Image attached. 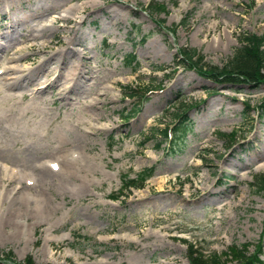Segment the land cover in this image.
<instances>
[{
	"label": "rangeland",
	"instance_id": "374dc122",
	"mask_svg": "<svg viewBox=\"0 0 264 264\" xmlns=\"http://www.w3.org/2000/svg\"><path fill=\"white\" fill-rule=\"evenodd\" d=\"M36 1L0 0V65L16 68L0 82V164L33 177L23 160L36 153L33 165L62 159L66 172L32 188L0 178V264H191L190 244L205 259L262 248L264 264V191L252 186L264 173V84L210 80L181 59L195 48L202 66L222 67L242 34L264 35V0H158V12L152 0H39L40 11ZM40 20L49 30L35 32ZM72 65L81 76L60 93ZM130 87L143 95L126 97ZM181 103L196 104L168 151L154 128Z\"/></svg>",
	"mask_w": 264,
	"mask_h": 264
},
{
	"label": "trees",
	"instance_id": "16d2710c",
	"mask_svg": "<svg viewBox=\"0 0 264 264\" xmlns=\"http://www.w3.org/2000/svg\"><path fill=\"white\" fill-rule=\"evenodd\" d=\"M158 0H152L149 5L150 8L155 9L156 12L161 9V3L156 2ZM153 4V5H152ZM172 31V30H170ZM239 46L236 48L233 55L228 59V61L221 66L218 65H205L202 66L200 63L203 62V55L195 48L184 49L182 54V63L193 68L199 74L207 77L210 80H216L217 82H227L231 84H250L251 86H260L264 84V35H257L250 32L242 34L239 38ZM150 88H143L148 90ZM126 97L132 99H138L143 95L139 90L134 88H126L124 92ZM196 103L187 105L181 103L175 112L174 123L171 125H166L164 128L157 130L155 135H158L162 140L158 143L161 146L162 143H167L170 139L171 132L173 135L179 134L178 138L185 136L188 132L189 117L188 110L192 108ZM142 106V104H141ZM261 113H264V103L261 106ZM245 112L244 115H246ZM174 148V147H173ZM153 174L152 170L145 171L140 175L141 182L146 181ZM252 186L259 191H264V173H258L254 177ZM125 187L131 188H142L141 185H137L132 180L128 181ZM114 198H118L114 196ZM262 248H257L254 252H251L248 245H232L229 247L227 252L223 255H217L216 253L208 256V258H203V253H201L200 248H193L190 244L189 258L191 264H263L261 256L263 254ZM8 259H13L10 255ZM19 264H33L31 261H25Z\"/></svg>",
	"mask_w": 264,
	"mask_h": 264
},
{
	"label": "bare ground",
	"instance_id": "6f19581e",
	"mask_svg": "<svg viewBox=\"0 0 264 264\" xmlns=\"http://www.w3.org/2000/svg\"><path fill=\"white\" fill-rule=\"evenodd\" d=\"M65 1V0H64ZM64 1H60V2H58L57 3V6L58 5H60L62 2H64ZM69 1V0H68ZM51 2V1H50ZM80 2V1H79ZM97 3V2H96ZM79 6V5H78ZM47 7H49V6H46V7H44L42 4H41V1H36L35 3H34V8H35V10H38V11H40L41 9H44V10H48V8ZM60 7H61V5H60ZM63 7V6H62ZM33 9V8H32ZM56 9V8H55ZM60 9V8H59ZM66 9V8H65ZM34 11V10H33ZM50 11V10H49ZM54 12V11H53ZM61 12V11H60ZM69 12V11H68ZM80 12V11H79ZM89 13V12H88ZM35 15V14H34ZM62 16H63V14H62ZM78 17V16H77ZM59 18V17H58ZM67 18V16L64 18V19H66ZM62 19V18H61ZM40 22V24H43L42 26H43V29H42V32L44 31L45 32V30H49V27L47 26V25H45L44 23H42L43 22V20H40L39 21ZM36 24V23H35ZM40 24H36V26H35V28H37ZM29 25V24H28ZM47 26V27H46ZM57 26V25H56ZM64 26V25H63ZM34 27V26H33ZM59 27V26H58ZM32 28V27H31ZM57 28V27H56ZM12 30V29H11ZM31 30H34V28L33 29H31ZM30 31V30H29ZM1 32V31H0ZM11 32V31H10ZM33 32V31H32ZM35 32H36V30H35ZM35 34V33H34ZM38 34V33H37ZM42 35V34H41ZM35 36V35H34ZM36 37V36H35ZM37 37H39V35L37 36ZM3 39V38H2ZM35 39V38H34ZM36 40V39H35ZM34 41V40H33ZM80 42V41H79ZM28 43V42H27ZM61 44V43H60ZM32 47H34V45L32 46ZM50 47V46H49ZM43 48V47H42ZM1 49V48H0ZM52 49V48H51ZM40 52V51H39ZM72 54V53H71ZM70 54V55H71ZM44 56V55H43ZM80 56V55H79ZM63 57V56H62ZM68 58V57H67ZM80 60V59H79ZM71 62H73V61H71ZM48 63H50V62H48ZM60 63V62H59ZM80 63V62H79ZM42 65V64H41ZM46 66H48V65H46ZM44 68V67H43ZM16 68H12V67H8L7 68V72H12V71H14ZM18 70H20V69H18ZM39 70H41V69H39ZM57 70V69H56ZM17 71V70H16ZM15 71V72H16ZM23 71V70H22ZM20 73H21V70H20ZM86 74V73H85ZM12 75V74H11ZM22 75V74H21ZM15 76V77H13V82H11V83H7V88H8V91L10 92V90L12 91V90H15V89H17V88H19V87H21V86H23L22 85V76ZM64 75H66L65 77H68V78H66L65 80V83H67V84H70L67 88H65V85H62L61 86V88H59L60 89V93H63V92H68L69 90H72V88H73V85H74V82H75V80H76V77H77V75H80V72H77V70L75 69V68H73V65H72V67H70L69 68V71L66 73V74H64ZM81 76V75H80ZM26 77V76H25ZM62 77H63V74H62ZM1 78V77H0ZM83 78V77H82ZM2 79V78H1ZM1 79H0V82H1ZM4 79V78H3ZM82 80V79H81ZM26 82V81H25ZM30 83V82H29ZM37 83V82H36ZM83 83V82H82ZM109 83V82H108ZM2 84V83H1ZM34 84V83H33ZM43 84H46V83H43ZM27 85V84H26ZM25 85V86H26ZM48 85L49 84H46V86L48 87ZM116 85V84H115ZM1 86V85H0ZM31 86V85H30ZM40 86V85H39ZM27 87V86H26ZM34 87V86H33ZM45 87V86H44ZM83 87V86H82ZM108 87V86H107ZM2 88V87H1ZM6 88V87H5ZM86 88V87H85ZM85 88L83 89L82 88V90H84L85 91ZM4 89V88H3ZM88 89V88H87ZM95 89V88H94ZM1 90V89H0ZM5 90V89H4ZM40 90V89H39ZM81 90V91H82ZM89 90V89H88ZM87 90V91H88ZM96 90V89H95ZM2 91V90H1ZM0 91V92H1ZM41 91V90H40ZM99 91V90H98ZM101 91H103V90H101ZM108 91V90H107ZM5 92H6V90H5ZM8 92V93H9ZM14 92V91H13ZM46 92V90L45 91H41V92H37L39 95H41L42 96V94H44ZM89 92H91L90 90H89ZM104 92V91H103ZM7 93V94H8ZM12 94V93H11ZM36 94V93H35ZM58 94V93H57ZM92 94V93H91ZM99 94V93H98ZM103 94V93H102ZM32 95V94H31ZM85 95H86V93H85ZM1 96V95H0ZM8 96V95H7ZM6 96V98H8L9 99V97H7ZM12 96V95H11ZM98 96V95H97ZM39 98H40V96H39ZM63 98V97H62ZM7 99V100H8ZM11 99H14L13 97L11 98ZM10 99V100H11ZM21 99V98H20ZM26 99V98H25ZM97 99H98V97H97ZM96 99V96L93 98V99H91L92 101H91V103H90V106L97 100ZM109 99V98H108ZM5 100V99H4ZM33 100V99H32ZM31 100V101H32ZM79 100V99H78ZM13 101V100H12ZM71 101V100H70ZM3 102V101H2ZM39 102V101H38ZM41 102V101H40ZM39 102V103H40ZM97 102H100L99 100L97 101ZM103 102V101H102ZM17 103V102H16ZM33 103V102H32ZM13 105V104H12ZM11 105V106H12ZM37 105V104H36ZM39 105V104H38ZM78 105H79V103H78ZM83 105V104H82ZM86 105V104H85ZM1 106H2V104H1ZM5 106V105H4ZM72 106V105H71ZM98 107V106H97ZM11 108H14V107H10V109ZM37 108V107H36ZM74 108V107H73ZM88 108H90L89 106H88ZM1 109V108H0ZM97 109V108H96ZM87 110H90V109H87ZM1 111V110H0ZM41 112V111H40ZM39 112V113H40ZM95 112H97V111H95ZM2 113V112H1ZM13 113V112H12ZM24 113V115H26V113H27V111H25V112H23ZM43 113V112H42ZM3 115H4V113H2ZM9 114H10V112H9ZM29 114V113H28ZM44 114V113H43ZM1 115V114H0ZM45 115V114H44ZM94 115V114H93ZM27 116V115H26ZM46 116V115H45ZM50 116V115H49ZM1 117V116H0ZM8 117V115L6 116V118ZM96 117V116H95ZM9 118V117H8ZM25 118V117H24ZM92 118V117H91ZM2 119H3V117H2ZM12 119V118H11ZM93 119H97V117L96 118H94L93 117ZM6 120V119H5ZM10 120V119H9ZM98 120V119H97ZM2 121V120H1ZM8 121V120H7ZM92 121V120H91ZM2 122H5V121H2ZM78 122V121H77ZM76 122V123H77ZM87 122V121H86ZM12 123V122H11ZM10 123V125H12ZM15 123V122H14ZM82 123V122H81ZM1 124V123H0ZM72 124V123H71ZM14 125H16V124H14ZM83 125V124H82ZM89 125H91V124H89ZM85 126V125H84ZM94 126V125H93ZM6 127V126H5ZM10 127V126H9ZM9 127H8V129H9ZM14 127V126H13ZM75 127H76V124H75ZM91 127V126H90ZM89 127V128H90ZM7 128V127H6ZM78 128V127H77ZM92 128V127H91ZM11 129H12V127H11ZM72 129V128H71ZM82 129V128H81ZM95 129H96V127H95ZM7 130V129H6ZM90 130V129H89ZM87 131V130H85V132L86 133H91V131ZM4 132V131H3ZM14 132V131H13ZM83 132V131H82ZM84 132V133H85ZM15 133V132H14ZM17 133V132H16ZM65 133V132H64ZM63 133V134H64ZM85 133V134H86ZM3 134V133H2ZM62 134V135H63ZM3 136H4V134H3ZM16 136V135H15ZM41 136V135H40ZM64 136H65V134H64ZM17 137V136H16ZM66 137V136H65ZM5 138H6V135H5ZM13 138V137H12ZM44 138H46V137H44ZM7 139H8V137H7ZM64 139V138H63ZM3 140V139H2ZM11 140H13V142H14V139H11ZM16 140V139H15ZM65 140V139H64ZM68 140V139H67ZM5 141H6V139H5ZM76 141H78L77 142V145H87V140H86V137L84 136V135H81V136H79V138L76 140ZM7 142V141H6ZM65 142H66V140H65ZM69 142V140L66 142V143H68ZM11 143V142H10ZM71 143V142H70ZM12 144V143H11ZM72 144H74V143H72ZM5 145H6V143H5ZM15 145V144H14ZM31 145V144H30ZM7 146H8V144H7ZM10 146V145H9ZM28 146V145H27ZM26 146V147H27ZM2 147V146H1ZM0 147V148H1ZM29 147V146H28ZM81 147V146H80ZM84 148V147H83ZM80 150V149H79ZM207 150V149H206ZM2 152H6L7 150H6V148L5 147H2V150H1ZM69 151H71V150H69ZM73 151V153H74V150H72ZM76 152V151H75ZM23 153V152H22ZM29 153V152H28ZM68 153V152H67ZM73 153H71V154H73ZM70 154V153H69ZM76 154V153H75ZM77 155H78V151H77V154H76V157H77ZM79 155H81V153L79 154ZM37 156V154L35 153V154H32V156L31 157H29V158H27L26 160H23V162L26 164V165H28V166H31V168L33 169V171H34V173H33V177L31 176V175H27L26 177H23V174L20 176L19 174H20V171H18V169H16L17 168V166L16 165H13L12 167H9V165H8V163H7V161L6 160H4L3 162H2V164H0V167H1V165H2V167L0 168V178H3V179H5L4 178V176H6V177H8V179L9 180H11V181H17L16 179H19L18 181H20L19 182V184L21 183V182H23V178H25V180H24V182L22 183L23 184V186L26 188V187H28V188H32L33 186H37L38 184H43V185H46L47 184V182H48V174H53V171L51 172L50 171V169H51V167L49 168V170L46 168L47 166H46V164H42L41 163V165H43V166H38V164H36V165H33V163H32V161L34 160V158ZM63 156H66V154H64ZM199 156V155H198ZM58 157L59 156H55V158H57L58 159ZM62 157V156H61ZM60 157V158H61ZM67 157H70V155L68 156H66V157H64L63 159H67ZM81 157H82V155H81ZM75 157H73V155H72V158L71 159H73L72 160V162L70 161L69 162V158L67 159V161H66V163H68V166H72L74 163H76V160L74 159ZM83 158V157H82ZM82 158H80V159H82ZM24 159V158H23ZM37 159V158H36ZM77 159V158H76ZM49 160H51V159H49ZM54 160V159H53ZM62 160V159H61ZM61 160H58V162H60ZM78 160V159H77ZM1 161V160H0ZM37 161V160H36ZM81 162L83 161V160H80ZM35 162V161H34ZM51 162V161H50ZM49 162V163H50ZM57 162V161H56ZM62 162V161H61ZM63 162H65L64 160H63ZM44 163V162H43ZM52 163H53V161H52ZM30 164H32V165H30ZM40 165V164H39ZM75 165V164H74ZM252 165H253V163H252ZM11 166V165H10ZM21 166V165H20ZM22 166H24V165H22ZM81 166H82V164H81ZM63 167V165L60 167V172L62 171V170H64L65 171V169H63L62 168ZM64 167H65V165H64ZM252 167V166H251ZM19 168V167H18ZM66 168V167H65ZM74 168V167H73ZM30 170V168H27V170ZM62 169V170H61ZM67 169V168H66ZM69 169V168H68ZM67 169V171H69ZM21 170V169H20ZM76 168H75V172H76ZM78 170H80V169H78ZM25 171V170H24ZM32 171V172H33ZM63 171V172H64ZM71 171H72V169H71ZM81 171V170H80ZM23 172V171H22ZM21 172V173H22ZM26 172V171H25ZM31 172V173H32ZM58 172V171H57ZM66 172V171H65ZM74 171H72V172H70L71 174L73 173ZM78 172V171H77ZM29 173H30V171H29ZM62 173V172H61ZM69 173V172H68ZM69 173V174H70ZM25 175V174H24ZM18 176H20V177H18ZM72 177H73V175H71ZM76 176V175H75ZM78 178V177H77ZM34 179H36V180H34ZM2 180V179H1ZM186 180V179H185ZM5 182V181H4ZM3 184V183H2ZM1 185V184H0ZM21 185V184H20ZM197 185V184H196ZM42 186V185H41ZM21 188V187H20ZM23 188V187H22ZM204 188V187H203ZM206 188H208V187H206ZM6 189V188H5ZM19 189V188H18ZM13 190H15V189H13ZM196 190V189H195ZM212 191H211V188H210V191L209 192H207V194L208 195H210V193H211ZM188 193V192H187ZM155 194V193H154ZM190 194V193H189ZM206 194V193H205ZM180 195V194H179ZM187 196V195H186ZM196 197H200V199H202L201 197H203V193L201 194V193H199L198 194V196H196ZM1 196H0V202H1ZM197 200V199H196ZM2 201H3V199H2ZM4 202V201H3ZM15 203L16 202H12V204L11 205H13V206H15ZM18 204V203H17ZM16 204V205H17ZM24 204V203H23ZM20 205V204H19ZM17 207V206H16ZM18 208V207H17ZM146 236V235H145Z\"/></svg>",
	"mask_w": 264,
	"mask_h": 264
}]
</instances>
